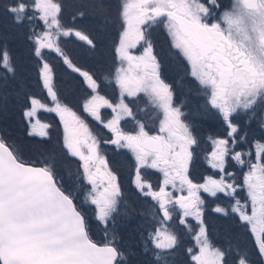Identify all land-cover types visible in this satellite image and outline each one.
Listing matches in <instances>:
<instances>
[{
  "label": "snow or ice",
  "instance_id": "obj_1",
  "mask_svg": "<svg viewBox=\"0 0 264 264\" xmlns=\"http://www.w3.org/2000/svg\"><path fill=\"white\" fill-rule=\"evenodd\" d=\"M0 6L16 25L30 26L32 52L41 61L40 81L52 102L50 106L34 95L27 98L23 115L30 128L28 135L46 141L51 125L42 122L38 113L59 116L65 131L63 147L81 161V187L88 186L84 203L93 206L95 220L103 225L106 237L103 243L91 237L87 210L77 203L76 190L66 184L53 156L26 160L14 144L0 136V264H138L137 251L132 245H118L114 228L107 238L110 225L121 215V188L85 122L62 103L45 50L60 56L68 68L84 78L94 94L84 102L83 110L114 134L109 142L134 152L135 188L155 201L152 220L142 225L140 232L144 250L155 256L152 264H167L165 257L178 247V235L169 223L177 206L179 224L195 233L198 252L187 250L194 264H264V131L253 144L254 153L235 150L248 140L244 128L235 122L241 113L258 117L264 130V0H234L228 9L221 0H125L120 7L122 31L115 47L120 61L115 71L120 100L115 105L97 92L99 85L93 75L77 67L61 48V37L71 36L90 47L96 45L89 35L61 23L59 0H8ZM93 7L102 12L103 0ZM156 24L164 25L185 76L204 98V105L196 112L185 114L181 107L173 106V87L161 77V62L147 33ZM138 47L142 48L140 54H133L131 50ZM16 72L13 55L7 44L0 42V90L7 89ZM141 92L163 112L159 134L149 135L143 123H138L135 134L119 128L121 119L133 117L125 96ZM105 107L115 113L107 123L100 114ZM201 114L222 120L227 138L214 139L206 157L219 178L209 176L203 183H195L189 176V165L198 141L187 121ZM69 117L77 126L73 131ZM85 145L87 153L82 150ZM229 159L248 166L244 186L250 212L248 204L236 198L241 185L230 182ZM145 167L163 173L159 191L143 179L141 169ZM169 185L186 190L187 195L173 198L166 190ZM201 193L211 197L222 193L235 201L230 205L231 213L254 237L256 261L246 253L233 260L226 250L210 243ZM212 211L230 216L229 209L219 205ZM189 217L196 221L195 226Z\"/></svg>",
  "mask_w": 264,
  "mask_h": 264
},
{
  "label": "trees",
  "instance_id": "obj_2",
  "mask_svg": "<svg viewBox=\"0 0 264 264\" xmlns=\"http://www.w3.org/2000/svg\"><path fill=\"white\" fill-rule=\"evenodd\" d=\"M7 2L8 0H0V5ZM59 2L62 4L61 23L67 28H74L89 35L96 45L94 48L90 47L71 36L61 37V48L77 67L93 75L99 85L97 92L112 104L116 103L120 97V90L115 83V71L118 67L115 47L122 30L120 7L123 1L103 0L104 9L102 12L93 7L98 0H59ZM221 2L223 4L224 1L221 0ZM81 11L85 13L84 16L77 15ZM147 33L153 43L154 52L161 62V77L173 87V106L181 107L185 114L196 112L198 107L202 108L204 98L196 90L197 86L192 79L185 76L181 61L173 54L174 50L170 46V38L163 24L153 25L147 29ZM29 34V25H16L11 16L0 6V42L7 44L17 68L15 79L7 89L0 90V136H3L7 142L14 144L26 160L53 156L58 171L66 184L75 188L80 178V167L75 164L63 147L64 139L59 116L44 111L38 113L42 122L51 125L46 141H42L40 137L28 135L30 128L23 115L27 98L34 95L50 106L52 103L46 95V90L42 87L39 77L41 61L33 55L32 41L28 39ZM45 59L53 68L54 83L62 103H66L86 122L97 142L102 146L108 167L117 176L122 194L120 197L121 207L131 219V221H127V218L121 219L124 215L117 217L119 236L116 233L115 236L118 245L122 247L132 245L138 253L136 257L138 264H152L154 260L148 258V251L144 250L140 242V232L143 230L141 226L146 222L142 216L147 214L145 207L153 204L148 201L149 197L148 199L145 198L135 188L132 156L126 150L115 148V145L109 142L112 140L110 133L105 131L100 124L87 118L83 104L91 97L92 90L84 78L68 68L63 63L62 58L55 53L45 50ZM136 97L139 98L138 101L143 99L140 95ZM137 98H132V100ZM133 102L136 106L144 107V102ZM131 103L130 101L129 104ZM257 119H247L248 127L245 128H247L248 140L243 143L242 148L237 147V151L250 148L247 146L252 143L253 133L250 127L255 125L261 131L255 135L257 140L261 139L264 130H261L260 126L257 125ZM187 122L192 125L193 135L198 141L197 145L194 146L193 159L189 165V176L195 183H201L205 177L218 175L205 163L202 152L209 149L214 139L227 138L225 133L227 128L222 120L202 114L197 115L195 120L189 117ZM121 130L124 131L125 126L121 125ZM133 131V129L130 130V132ZM99 152L101 154V151ZM226 167L234 174L240 172V169L230 161ZM141 175L155 189L161 181L157 171L142 169ZM238 182L240 180L237 176L235 183L239 184ZM215 202L221 207H225L228 200L223 196L215 200L205 199V222L208 225V235L212 245L226 250L228 256L233 260L241 255L237 252L240 250L246 253L251 260L256 261L258 257L255 255L256 250L250 233L241 225H234L236 218L221 217L214 213L212 209ZM77 203L80 205L79 199ZM87 217L91 226L90 235L93 240L100 243L102 239L100 236H95V228L91 225L93 219L89 215ZM177 222L178 220H173L172 230L176 232L178 239L183 238L185 241L187 232L183 229L184 226ZM128 225L131 227L128 228ZM183 259L178 257L174 259L173 264H187L185 263L186 257Z\"/></svg>",
  "mask_w": 264,
  "mask_h": 264
},
{
  "label": "rangeland",
  "instance_id": "obj_3",
  "mask_svg": "<svg viewBox=\"0 0 264 264\" xmlns=\"http://www.w3.org/2000/svg\"><path fill=\"white\" fill-rule=\"evenodd\" d=\"M123 3H125V0H122ZM225 2H229V6L228 8H230V6L232 5V3L234 2V0H223ZM122 3V4H123ZM227 8V9H228ZM224 10V9H223ZM221 10V11H223ZM12 19V18H11ZM11 24V23H10ZM164 26V25H163ZM122 31V30H121ZM167 31V30H166ZM169 37V36H168ZM133 52V54L135 55H139L140 52L142 51V48H137V49H132L131 50ZM120 66V61L118 60V67ZM126 66V65H125ZM120 93V91H119ZM94 93H92L91 95H93ZM140 95L143 99L141 101H138L139 98H137L136 96ZM135 97H131V96H125L124 100H125V103H127L129 105V107L132 109L133 111V117H124L123 119H121L120 121V124H119V128L121 129V125L125 126V130H121L123 131L124 133H127V134H135L139 129H138V123H143L145 125V131H147L149 133V135H156V134H159V127H160V122L161 120H163V112L162 110H160L159 108H156L155 105H153L151 103V100L150 98L143 92L141 93H138ZM132 98H137L136 100H132ZM119 100H120V97L118 99V101L116 103H114L113 105L115 104H118L119 103ZM132 102L131 104H129V102ZM144 102V107H141V106H136L134 104V102ZM108 109V110H107ZM85 112V111H84ZM86 116L89 120L91 121H94V122H97L98 124H100L102 126V128L109 132L110 133V136L112 139H114V134L108 129V128H105L104 125L102 123H100V121H97L95 120L93 117H91L88 113H86ZM100 114H101V118L102 120L107 123L109 120L113 119L115 113L112 112L111 109L109 108H101L100 109ZM150 115V116H149ZM240 119L241 118H245L247 117V119H250L248 115H245L244 113H241L240 114ZM138 118V119H137ZM258 117H252V119H257ZM69 122H70V131H73L74 129L77 128V126L71 121V118L69 117ZM140 119H142V121H139ZM240 119L238 120V122L240 121ZM247 119H246V124L247 127H248V124H247ZM27 121V120H26ZM28 123V122H27ZM257 125L259 126L260 124V121H259V118L257 119ZM86 124V122H85ZM243 124V128H244V133H247V128L244 127V123ZM87 125V124H86ZM60 126H61V132H62V136H63V139H64V135H65V131H64V125L63 123L60 121ZM88 127V125H87ZM89 131L91 132L90 128L88 127ZM134 130L133 132H130V130ZM149 129V130H148ZM250 130L251 132L253 133L252 135V138H251V144L250 145H247L249 146L250 148H246L245 150H243L244 152H249V151H252L254 153L255 149L253 148V144L255 143V141H257V139L255 138V135L258 134V133H261V131L254 125V127H250ZM227 131V130H226ZM242 133V135L244 134ZM92 134V132H91ZM93 135V134H92ZM94 136V135H93ZM90 143V141H89ZM123 143V142H122ZM118 148V149H124L126 151H128L130 153V155L132 156V162H133V167H134V173H135V166H136V158H135V154L134 152L130 149V148H127V147H118L117 145H115V148ZM213 149V143L209 146V149L207 150H204L202 152V155L204 156V161L205 163L207 164V161H206V157L208 156V154L212 151ZM82 150L87 153V146L85 145ZM236 150V149H235ZM101 151V154L100 152ZM237 151V150H236ZM98 152L101 156L104 157V154L102 152V146L99 145L98 143ZM72 160L75 162V164H77L79 167H80V164H81V161H79V159L77 157H72ZM105 158V157H104ZM249 159V157L245 156V160L247 161ZM230 162H232L238 169H240V172H235V174L229 170V172L233 173V176L230 179V182H235V177H239V180L240 182L239 185H241V187H239L237 189V196L236 198L237 199H240L241 200V203H247L248 206H249V212H250V208H251V203L250 201L248 200V197H247V188L246 186H244V175L245 173H247L248 171V166L247 164H245L244 166H241L239 164H236L235 161H232L229 159ZM211 168V167H210ZM80 169V173L82 172V169L81 167L79 168ZM142 169H146V170H149V171H157L159 174H160V183L159 185L157 186V188L155 189L153 187L154 190L156 191H159V188L160 186L163 184V173L160 172L158 169H153V168H142ZM141 169V170H142ZM212 169V168H211ZM213 172H216L218 173V171L216 169H212ZM211 177H213L214 179H218L219 178V174L217 175L216 174V177L213 176V175H210ZM209 177V176H208ZM207 177L204 178V180L206 179ZM204 180L201 182L203 183ZM237 184V183H236ZM87 187L88 186H85L84 188L81 187V179L79 178V181L77 182V187H75L74 189L76 190V194H77V191H78V197H79V201H80V205L82 206V208L86 209L87 210V215H89L91 217V219H93V222H92V226H94V231H95V236H100L101 237V241L100 243H103L106 239L105 237V233L103 232V225H100L98 221L95 220V216H94V210H93V206L89 205V204H86L84 203V194L87 190ZM168 192L172 193V196L173 198H177L181 195H187V191H179L177 189H174L172 188L171 185H169L166 189ZM201 196L202 198L204 199H210V200H215L216 198H219L220 196H223L224 198H226L228 200V204L225 206L226 208L229 209V212H230V217H235L237 220H238V216L234 213H231V209H230V205L235 203V201L231 198V197H228V196H225L224 194L222 193H219L218 194V197H211L209 196L207 193H201ZM148 201L153 204L151 206H146V212L147 214L146 215H142L143 216V219L146 220V222H144L143 225H145L147 222L151 221L152 220V213H153V210H154V206H155V201L151 200V198L149 197ZM219 205L217 204L216 202L213 203V206L214 208ZM122 206V205H121ZM220 206V205H219ZM125 210L121 207V216L123 217L121 219H125L127 218V221H131L130 219V216H128L127 214L125 215ZM136 214V213H135ZM141 216V215H140ZM180 216V209L178 208V206L175 208V211H174V214H173V220H178V217ZM189 220V223L193 226L196 225V221L194 219H192L191 217L188 218ZM239 221V220H238ZM173 221L169 222L170 223V226L172 224ZM241 223V222H240ZM127 224V223H126ZM122 228L124 227L121 226ZM128 228L131 227V225H128L127 226ZM114 228V234L116 233L118 236H119V225H118V218L115 222L114 225H110V232H109V235H108V239L111 238V235H112V231L111 229ZM183 229L187 232L186 233V240L184 241L183 238L179 239V244H178V247L177 249L170 255L166 256L165 259L167 261V264H173V261L174 259L176 258H180V259H183L184 257H186V260H185V263L187 264H194V262L191 260V256L190 254L188 253V249L189 248H192L194 250V252H198V248L196 247V244H195V240L193 239V236H194V232H189L188 229L184 226ZM249 233H250V236L252 238V241H253V246L255 248V243H254V237L252 236L250 230H248L247 228H245ZM198 230V229H196ZM146 235V233H145ZM210 241V240H209ZM211 243V242H210ZM142 244V243H141ZM212 244V243H211ZM143 246V245H142ZM144 248V247H143ZM149 248H151V245H149ZM149 254L148 258H152L153 260H155V256L153 255V252L151 250H149L147 252ZM184 260V259H183ZM181 264V263H180Z\"/></svg>",
  "mask_w": 264,
  "mask_h": 264
},
{
  "label": "flooded vegetation",
  "instance_id": "obj_4",
  "mask_svg": "<svg viewBox=\"0 0 264 264\" xmlns=\"http://www.w3.org/2000/svg\"><path fill=\"white\" fill-rule=\"evenodd\" d=\"M223 5H224V9H227L228 8V6H229V2H223ZM221 10H223V9H221ZM240 119V117L235 121L236 123H239L241 126H243V124L242 123H244V127H247V125H245L246 124V119H247V117H245V118H241L240 119V121L238 122V120ZM97 123V122H96ZM98 124V123H97ZM227 128V127H226ZM227 130V129H226ZM225 130V133L227 134V131ZM117 148V147H116ZM118 149V148H117ZM121 150V149H120ZM124 150V149H123ZM128 152V151H127ZM145 198H147L148 199V197H145ZM177 223H179V222H177ZM234 225H236V226H240L241 225V223L236 219V222L234 223ZM245 228V227H244ZM219 248V247H218ZM236 251V250H235ZM237 252L238 253H241V254H245V253H243L242 251H240V250H237Z\"/></svg>",
  "mask_w": 264,
  "mask_h": 264
}]
</instances>
